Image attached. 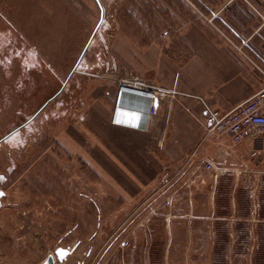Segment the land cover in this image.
I'll return each mask as SVG.
<instances>
[{
	"label": "rangeland",
	"instance_id": "obj_1",
	"mask_svg": "<svg viewBox=\"0 0 264 264\" xmlns=\"http://www.w3.org/2000/svg\"><path fill=\"white\" fill-rule=\"evenodd\" d=\"M135 15L132 0H0V264L60 246L57 264H264V156L188 188L170 152L108 130L119 80L170 86L152 78L170 24Z\"/></svg>",
	"mask_w": 264,
	"mask_h": 264
},
{
	"label": "crops",
	"instance_id": "obj_2",
	"mask_svg": "<svg viewBox=\"0 0 264 264\" xmlns=\"http://www.w3.org/2000/svg\"><path fill=\"white\" fill-rule=\"evenodd\" d=\"M132 1L137 23L170 24V64L166 70L155 67L152 78L163 72L174 97L160 105L159 122L144 130V115L136 113L140 103L123 98L126 108L117 121L112 122V112L107 115L108 130L137 138L131 147L123 145L127 152H170L175 167L193 153L192 160L219 156L220 147L205 136L201 123L207 115L213 119L230 111L263 85L256 66H263L264 0ZM113 97L115 102L116 90ZM116 158L125 170L132 166Z\"/></svg>",
	"mask_w": 264,
	"mask_h": 264
},
{
	"label": "built area",
	"instance_id": "obj_3",
	"mask_svg": "<svg viewBox=\"0 0 264 264\" xmlns=\"http://www.w3.org/2000/svg\"><path fill=\"white\" fill-rule=\"evenodd\" d=\"M256 68L263 79V85L230 111L213 119L207 115L204 124L201 123L205 136L216 140L221 154L217 157L199 156L196 160H192L195 155L191 154L182 163V168H186L182 173L186 176V187L205 186L209 182L227 180L230 177L237 180L242 172L239 168L243 167L244 173L250 165L244 160L245 155L254 166L261 163V156H264V56L263 66ZM130 97L140 103L136 107V113L144 115V130L159 122L160 105L170 104L174 91L138 76L128 75L118 82L112 122L115 123L120 110L126 108L122 103L123 98ZM260 185L264 191V170L260 173Z\"/></svg>",
	"mask_w": 264,
	"mask_h": 264
},
{
	"label": "water",
	"instance_id": "obj_4",
	"mask_svg": "<svg viewBox=\"0 0 264 264\" xmlns=\"http://www.w3.org/2000/svg\"><path fill=\"white\" fill-rule=\"evenodd\" d=\"M73 251V248L57 247L52 254H48L40 264H57L62 262Z\"/></svg>",
	"mask_w": 264,
	"mask_h": 264
},
{
	"label": "flooded vegetation",
	"instance_id": "obj_5",
	"mask_svg": "<svg viewBox=\"0 0 264 264\" xmlns=\"http://www.w3.org/2000/svg\"><path fill=\"white\" fill-rule=\"evenodd\" d=\"M78 245V244H77Z\"/></svg>",
	"mask_w": 264,
	"mask_h": 264
}]
</instances>
